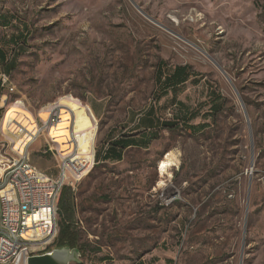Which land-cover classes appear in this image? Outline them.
I'll use <instances>...</instances> for the list:
<instances>
[{"label":"rangeland","instance_id":"1","mask_svg":"<svg viewBox=\"0 0 264 264\" xmlns=\"http://www.w3.org/2000/svg\"><path fill=\"white\" fill-rule=\"evenodd\" d=\"M0 51L15 66V91L0 90V154L28 152L58 178L78 156L50 136L62 100L94 113L97 162L80 178L68 169L65 184L81 264H264V0H0ZM185 65L188 81L165 90ZM13 106L41 129L21 152L22 125L1 127ZM148 126L149 146L101 162L107 144ZM170 152L178 164L162 178Z\"/></svg>","mask_w":264,"mask_h":264},{"label":"built area","instance_id":"2","mask_svg":"<svg viewBox=\"0 0 264 264\" xmlns=\"http://www.w3.org/2000/svg\"><path fill=\"white\" fill-rule=\"evenodd\" d=\"M0 89L4 93L15 91L11 77L4 70H0ZM1 137L0 133V147L4 148ZM14 160H24L22 173L13 176V180H6L7 167L14 165ZM94 162L93 156L88 165L63 163L60 175L53 178L31 163L28 152L19 157L1 152L0 264H26L29 256L46 251L58 235L57 203L68 180V169L74 177L80 178ZM177 199V194L161 195L160 205L168 206ZM26 213H35L37 223L20 229L22 214Z\"/></svg>","mask_w":264,"mask_h":264},{"label":"bare ground","instance_id":"3","mask_svg":"<svg viewBox=\"0 0 264 264\" xmlns=\"http://www.w3.org/2000/svg\"><path fill=\"white\" fill-rule=\"evenodd\" d=\"M61 103L62 109L59 120L56 125H52L53 127L50 132L52 141L60 144L62 148L61 152L64 154H68L76 148L78 156L73 160H70V165H88V163L93 160V116L90 113L89 108L81 106L76 103L75 100H62ZM49 115L50 114L46 112L41 114L40 117L43 121H48V118L50 117ZM13 123L22 125L24 128L22 145L19 148H17V145L15 146L16 150L21 152L24 150L27 143L37 136L40 130L38 129L33 116L20 107H10L2 120V131L8 134V136L10 135L9 127ZM177 164L178 157L176 154L173 152L168 153L159 163L161 177L163 178L167 175L168 169L176 166ZM22 167H24V160H18L16 167L6 174V180H13V176H18L22 173ZM36 223L37 216H35V213L22 214L20 229H27L30 224Z\"/></svg>","mask_w":264,"mask_h":264},{"label":"trees","instance_id":"4","mask_svg":"<svg viewBox=\"0 0 264 264\" xmlns=\"http://www.w3.org/2000/svg\"><path fill=\"white\" fill-rule=\"evenodd\" d=\"M0 59L4 66V71L10 76V73L15 69L13 64V59L8 60L5 54L0 51ZM162 68L161 65L157 69V79L162 78ZM11 77V76H10ZM190 78V68L188 66H179L176 67L173 74L165 77L164 79V88L165 90L174 88L178 85L184 84ZM1 90V89H0ZM3 94V91L1 90ZM4 95V94H3ZM216 111L221 110V106L213 105ZM219 109V110H217ZM151 112H149L150 114ZM144 118V117H143ZM142 118V119H143ZM139 122V121H138ZM142 125H153V121L151 118H145L141 121ZM165 124V123H164ZM165 128H174L176 125L172 123H168L163 125ZM204 125H198L197 127H190L187 131H196L199 128H203ZM153 128L148 126V129L145 130V137L143 139H136L134 134H130L129 136H122L121 138L115 140L111 144H107L102 151L101 162H120L124 158V153L130 148H142L149 146L151 139L149 138L148 131H152ZM95 162H97V155L95 156ZM57 215H58V235L53 243L54 247H62L68 246L70 248H77L80 250L81 254L84 253L86 249L85 244H81V233L75 227L74 219H75V202H74V194L71 187L64 186L60 197L57 203ZM137 264H145L140 261Z\"/></svg>","mask_w":264,"mask_h":264},{"label":"water","instance_id":"5","mask_svg":"<svg viewBox=\"0 0 264 264\" xmlns=\"http://www.w3.org/2000/svg\"><path fill=\"white\" fill-rule=\"evenodd\" d=\"M139 11L141 12L140 9ZM81 257L82 254L77 248L54 247L52 250L29 256L26 264H81Z\"/></svg>","mask_w":264,"mask_h":264},{"label":"crops","instance_id":"6","mask_svg":"<svg viewBox=\"0 0 264 264\" xmlns=\"http://www.w3.org/2000/svg\"><path fill=\"white\" fill-rule=\"evenodd\" d=\"M0 61H1V59H0ZM3 97H5V96H3ZM0 100H2V98L0 99ZM1 105V104H0ZM90 111L92 112V116H93V118L95 119V116H94V113H93V111H92V108L90 107ZM146 129H148V128H144V127H142V128H139V129H137L136 131H134L132 134H134V135H137L136 136V139L137 140H139V139H143L144 137H145V130Z\"/></svg>","mask_w":264,"mask_h":264}]
</instances>
